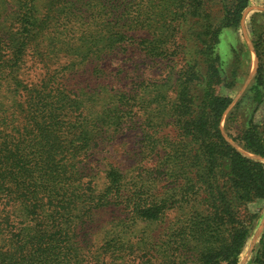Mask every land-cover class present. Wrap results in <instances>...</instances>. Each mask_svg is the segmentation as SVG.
<instances>
[{"label":"trees","instance_id":"16d2710c","mask_svg":"<svg viewBox=\"0 0 264 264\" xmlns=\"http://www.w3.org/2000/svg\"><path fill=\"white\" fill-rule=\"evenodd\" d=\"M81 1L109 21L54 49L74 56L67 68L130 43L150 62L180 66L173 80L100 90L102 98L72 93L52 78L30 88L21 68L42 21L35 0H18L20 26L0 48V81L13 83L14 92L8 108L0 101V264L89 263L77 226L109 209L124 216L105 232L109 262L128 252L129 261L137 256L133 264H239L262 219L249 206L264 203V163L220 129L232 99L217 88H237L250 51L231 45L225 72L218 45L223 32L239 33L250 0H107L95 10L102 0ZM256 17L264 13L248 29L256 72L224 130L243 152L264 158V27ZM61 29L63 36L72 31ZM125 124L141 136L134 172L92 167L90 157ZM249 264H264V230Z\"/></svg>","mask_w":264,"mask_h":264},{"label":"rangeland","instance_id":"374dc122","mask_svg":"<svg viewBox=\"0 0 264 264\" xmlns=\"http://www.w3.org/2000/svg\"><path fill=\"white\" fill-rule=\"evenodd\" d=\"M102 1L101 4L94 3L95 6L92 7L94 9L91 10H95L96 7L100 8L102 5H108L107 0ZM34 8L36 9L35 15L42 21V25L38 28L40 34L35 37L33 43L29 46V50L26 51L21 68V80L30 88L41 86L52 78L55 85L72 93L94 94L95 92L97 97L102 98L101 95L107 93L127 92L141 81L165 83L169 79L173 80L175 78V73L180 65L175 66L174 59L165 60L158 64L150 62L131 43L125 45L120 53L118 51L103 53L98 57H90L84 64L67 68V65L74 60V56L66 58L63 51L56 54L54 49L60 48L62 43H75L84 28H89L88 26L95 27V23L102 22L104 18L107 19V16L103 15V11H99L97 14L86 11L87 9L81 0H35ZM111 13L117 14L113 11ZM256 13H264V0H250L249 7L242 14L238 34L225 31L220 37L218 52L225 60L223 67L225 72L229 70V48L231 45L238 46L239 42L249 49L250 64L247 69V76L238 79L235 90L229 91L218 87L217 92L232 99V104L225 112L220 124L223 136L247 157L264 163V158L243 152L228 138L224 130L225 118L228 112L245 93L256 72L257 59L248 32L250 19ZM18 14V0H0V48L1 44H5L4 40L12 39L17 32L20 26ZM256 19L264 27V17H256ZM61 28H72V31H64L65 36H63L60 34ZM141 32L135 33L134 36L142 35ZM2 53L5 56L6 53H9V50L4 48ZM246 63L248 62H243V68H246ZM12 85L13 83L7 85L0 81V101L4 102L3 108H8L11 102L8 98L14 100V92L11 90L10 93L9 91ZM100 90L102 92L105 90L107 93L98 95ZM25 94L27 95V93ZM249 115L246 110L245 113L244 111L240 113L239 117L244 121ZM107 144V146L99 147L90 157L91 166L105 169L111 165L126 173V175L130 174L128 172H134L133 166L135 162L139 161L137 154L138 147L141 144V136L133 131L129 124H125L123 129ZM249 209L252 212L261 210L262 219L254 235L247 243L239 264H249L253 249L264 230V203L251 204ZM118 218H124L122 213L109 209L94 214L93 218L81 227L77 226V242L79 247L83 249L86 260H89L87 264H100L101 262L102 264H133V258L136 259L137 256L129 261V258L126 257L129 254L128 252L121 253L124 259L114 257L109 262V254H104L102 251L106 238L105 232L111 228L113 222L119 220ZM130 239L136 241L135 238ZM135 262L139 261L135 260Z\"/></svg>","mask_w":264,"mask_h":264}]
</instances>
